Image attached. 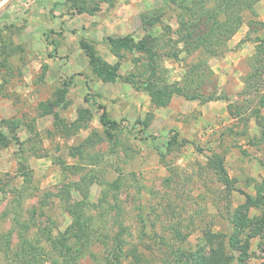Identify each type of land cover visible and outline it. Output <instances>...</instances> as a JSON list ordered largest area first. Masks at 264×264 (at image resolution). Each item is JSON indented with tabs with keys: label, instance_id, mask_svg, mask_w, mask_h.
Returning <instances> with one entry per match:
<instances>
[{
	"label": "rangeland",
	"instance_id": "rangeland-1",
	"mask_svg": "<svg viewBox=\"0 0 264 264\" xmlns=\"http://www.w3.org/2000/svg\"><path fill=\"white\" fill-rule=\"evenodd\" d=\"M222 1L0 0V264H264V207L229 241L264 193V0L214 54L183 41ZM201 58L219 99L153 103Z\"/></svg>",
	"mask_w": 264,
	"mask_h": 264
},
{
	"label": "trees",
	"instance_id": "trees-1",
	"mask_svg": "<svg viewBox=\"0 0 264 264\" xmlns=\"http://www.w3.org/2000/svg\"><path fill=\"white\" fill-rule=\"evenodd\" d=\"M241 0H224L222 2H218V4L213 8V12L210 16H206L202 13L198 22H194L189 31L183 35V41L185 43V49L188 52H192L194 50H200L205 48L210 52V54H214L222 43L227 41L240 27L242 24V18L240 13L233 8L236 9V5ZM245 5L249 9H253V2L247 0ZM231 11L233 15L230 17ZM237 11V12H236ZM221 12H226L228 16L225 21H220L218 19V15ZM206 13H209L207 10ZM218 19L211 22V19ZM184 21V20H183ZM185 25L187 22H183ZM224 33H226L225 38H223ZM109 40L112 44L118 45L122 40L120 38L109 37ZM262 41H264V36ZM90 55V54H89ZM200 58V56H199ZM95 62L98 66V71L102 75H109V77L116 76L115 71L109 70L107 66L102 65V62L95 58ZM204 61L201 58L196 64L193 65V70L187 72L185 76V81L181 83L168 84L164 83L161 85H155L153 83L146 84V89L151 95L152 101L155 105L165 106L167 105L173 95L179 94L184 95L190 99H204V100H212L219 99L217 91H209L206 90V79H205V69L207 66H204ZM108 71V72H107ZM106 72L108 74H106ZM208 73L211 74L212 71L208 69ZM194 82H198L197 85L193 86ZM69 83V82H67ZM101 121L104 125H106L109 129H114L118 126V122L114 120H110L107 117L106 110L104 109ZM143 123L141 121H137L136 124ZM134 124V127L136 126ZM143 133V132H142ZM144 137H150L145 136ZM210 162L214 167L217 168L219 173L221 174L224 183L228 186L230 185L231 178L229 176L228 170L224 164L223 158L220 156H213L210 158ZM246 199L245 202L241 205V208L236 211L234 218L232 219V233L230 234V244L231 246L238 245L240 235L243 234L246 229L249 227L251 223L250 218V210L252 208H261L264 207V193L258 192L256 195L245 193ZM264 223V216L262 217V223L260 224L258 230H262ZM201 264H211L212 259L206 256H203L200 260Z\"/></svg>",
	"mask_w": 264,
	"mask_h": 264
}]
</instances>
